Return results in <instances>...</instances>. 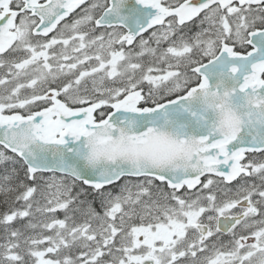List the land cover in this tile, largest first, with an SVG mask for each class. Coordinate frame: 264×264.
I'll use <instances>...</instances> for the list:
<instances>
[{
	"label": "snow or ice",
	"instance_id": "snow-or-ice-1",
	"mask_svg": "<svg viewBox=\"0 0 264 264\" xmlns=\"http://www.w3.org/2000/svg\"><path fill=\"white\" fill-rule=\"evenodd\" d=\"M0 264H264V0H0Z\"/></svg>",
	"mask_w": 264,
	"mask_h": 264
}]
</instances>
